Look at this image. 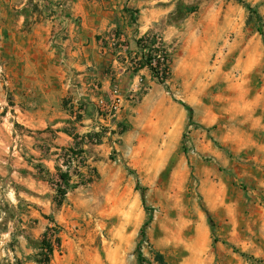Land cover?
<instances>
[{
    "label": "rangeland",
    "instance_id": "rangeland-1",
    "mask_svg": "<svg viewBox=\"0 0 264 264\" xmlns=\"http://www.w3.org/2000/svg\"><path fill=\"white\" fill-rule=\"evenodd\" d=\"M244 1L257 14L236 0L161 2L171 79L126 107L93 163L85 155L61 208L57 169L30 157L0 171V264L41 259L47 228L52 264H264V0Z\"/></svg>",
    "mask_w": 264,
    "mask_h": 264
},
{
    "label": "crops",
    "instance_id": "crops-1",
    "mask_svg": "<svg viewBox=\"0 0 264 264\" xmlns=\"http://www.w3.org/2000/svg\"><path fill=\"white\" fill-rule=\"evenodd\" d=\"M46 1L0 0L1 61L11 83L0 86L1 172L32 157L50 175L67 148L83 150L93 163V151L109 138L88 142L96 117L91 110L82 121L75 119L80 91L95 100L100 92L89 90L93 82L105 94L116 83L134 88L137 76L125 73L126 59L139 52L140 38L170 29L172 9L163 0ZM114 33L124 35L128 49L120 62L106 51ZM139 74L149 82L148 70Z\"/></svg>",
    "mask_w": 264,
    "mask_h": 264
},
{
    "label": "built area",
    "instance_id": "built-area-1",
    "mask_svg": "<svg viewBox=\"0 0 264 264\" xmlns=\"http://www.w3.org/2000/svg\"><path fill=\"white\" fill-rule=\"evenodd\" d=\"M134 1V0H129ZM46 2L52 3L51 0ZM60 9L64 8V5L57 6ZM109 46L106 51L115 56L116 61L120 62L121 58L128 52L125 37L123 34L114 33L109 38ZM139 52L133 56V58L127 60L124 67L125 73H130L137 76V83L134 88L128 91H124L119 84H113L109 92L102 93L101 87L98 83L93 82L90 84V91L100 92L95 97V100L90 99L87 91H80L79 100L74 103L76 110L74 117L77 121H82L87 117L92 110L95 114L96 121L94 131L88 133L90 138L87 140L92 145H98L100 141H103L106 136L110 135V132H114L116 123L121 118L124 110L127 106H138L144 95L150 90V85L153 83H165L168 84L172 76V59L171 52L165 45V41L161 33L155 32L149 36L140 38L138 42ZM148 61V62H147ZM145 63V64H144ZM142 70H148L150 77L149 82L146 81L145 76L139 74ZM11 85L10 77L6 71L5 65L0 61V86L3 88H9ZM93 103V108L90 109V105ZM91 112V113H92ZM99 122L100 124H97ZM106 123H113V128H109ZM97 135H100L98 137ZM60 168L63 171L71 172L76 169H81L85 162V153L83 150L67 148L59 155Z\"/></svg>",
    "mask_w": 264,
    "mask_h": 264
},
{
    "label": "trees",
    "instance_id": "trees-1",
    "mask_svg": "<svg viewBox=\"0 0 264 264\" xmlns=\"http://www.w3.org/2000/svg\"><path fill=\"white\" fill-rule=\"evenodd\" d=\"M236 1H238V3H240L244 8H246L250 12L257 14V10L255 8H253L248 2H246L244 0H236ZM161 84L165 86V83H161ZM181 104L184 107H186V109L189 111V113L191 114L190 118L192 120L193 109L190 106L186 105L185 103H181ZM97 136L100 137V135H97ZM87 137L90 138L89 135ZM99 144H102V141H100L98 143V145ZM56 169H57L58 180H57V185H56L57 195H56L55 204L58 208H61L65 203V199H66L68 192L71 189H75L78 185H76V186L71 185L72 181H73V177L75 176L74 173H71L69 171L68 172L63 171L60 167H57ZM91 171L94 172L95 174H97V169H92ZM81 176L84 179L87 177V175L85 173H83ZM92 181H93L92 176H89L88 180H85V184H90ZM137 187H140V184H138ZM146 209L149 210L147 207H146ZM45 218L50 220L51 222H54V220L51 219L50 217L45 216ZM209 220L211 223V228L214 229L215 225H214V222H213L211 216H209ZM149 224H150V221H148L143 227V231H142L143 237H145V229L149 226ZM52 232H55L54 229L48 228L47 231L43 235L42 250L45 253H42L40 255L41 259L36 260L37 264H52L51 259L55 253V250H56L55 244L49 240V237H50ZM56 244L59 247L61 246V238H60L59 234H58L57 239H56ZM138 253H139V258L143 261L144 257H143L142 252H141V245H139V247H138ZM157 261L160 262V264H164L163 256L158 255Z\"/></svg>",
    "mask_w": 264,
    "mask_h": 264
}]
</instances>
